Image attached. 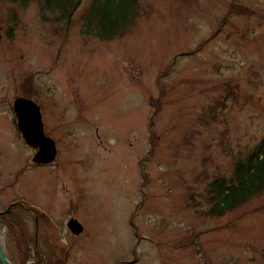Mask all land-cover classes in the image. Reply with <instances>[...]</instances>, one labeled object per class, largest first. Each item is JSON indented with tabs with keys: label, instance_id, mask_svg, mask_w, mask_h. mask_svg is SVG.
<instances>
[{
	"label": "rangeland",
	"instance_id": "374dc122",
	"mask_svg": "<svg viewBox=\"0 0 264 264\" xmlns=\"http://www.w3.org/2000/svg\"><path fill=\"white\" fill-rule=\"evenodd\" d=\"M41 3L0 0V210L19 205L0 225L9 260L56 264L68 245L66 264H264V190L220 217L206 201L264 136V0H139L111 40L81 33L90 0L58 23ZM19 97L41 109L52 164L31 165Z\"/></svg>",
	"mask_w": 264,
	"mask_h": 264
},
{
	"label": "trees",
	"instance_id": "16d2710c",
	"mask_svg": "<svg viewBox=\"0 0 264 264\" xmlns=\"http://www.w3.org/2000/svg\"><path fill=\"white\" fill-rule=\"evenodd\" d=\"M37 1L40 12H51L55 16L51 21L70 22V18L80 4V0H15ZM139 0H90L87 13L82 19L81 33L93 35L100 40H111L123 35L128 28L134 26L138 17ZM247 13V10H243ZM16 15V14H15ZM9 16L15 18L16 16ZM8 17V18H9ZM31 89V90H30ZM25 88V93H31L32 88ZM243 160V161H241ZM264 190V136L260 143L244 159H238L233 165L230 177L220 176L207 184L206 201L210 207L209 216L220 217L227 211L246 204Z\"/></svg>",
	"mask_w": 264,
	"mask_h": 264
},
{
	"label": "water",
	"instance_id": "95a60500",
	"mask_svg": "<svg viewBox=\"0 0 264 264\" xmlns=\"http://www.w3.org/2000/svg\"><path fill=\"white\" fill-rule=\"evenodd\" d=\"M12 107L16 127L22 140L27 145L38 149L31 161L38 165L52 162L56 155V149L53 141L44 135L41 115L37 105L30 100L17 98L14 100ZM0 224L4 225L1 220ZM68 227L73 234H79L83 230L76 220H70ZM2 246L0 243V264H13Z\"/></svg>",
	"mask_w": 264,
	"mask_h": 264
},
{
	"label": "flooded vegetation",
	"instance_id": "af4514ba",
	"mask_svg": "<svg viewBox=\"0 0 264 264\" xmlns=\"http://www.w3.org/2000/svg\"><path fill=\"white\" fill-rule=\"evenodd\" d=\"M31 92H33V93H35L36 94V92L35 91H31ZM44 95V91L42 92V95L41 96H43ZM30 95H28V97H29ZM44 97V96H43ZM42 97V98H43ZM25 99H27V100H30V101H32L33 103H35L36 105H38L37 104V102L36 101H33V100H31V98H25ZM12 107V106H11ZM39 107V106H38ZM13 110V109H12ZM39 111H40V113H41V117H42V120H43V123H44V116L42 115V112H41V109H40V107H39ZM13 112V111H12ZM12 119L13 120H15V117H14V114L12 115ZM18 132V131H17ZM19 134V133H18ZM20 136V135H19ZM27 146V145H26ZM31 149H32V151L34 152V154L38 151V149L37 148H34V147H30ZM54 162V161H53ZM53 162H51V163H48V164H52ZM30 163V162H29ZM31 164V163H30ZM32 166H42V165H47V164H41V165H35V164H31ZM19 206L18 204H17V202H14V203H8V206L5 208V210H0V212L1 213H3V212H5V214L4 215H2L1 216V219L3 220V221H7V222H10L9 221V219H8V216L10 215V213H11V211H12V209H13V206ZM28 211H30V209L28 208L27 209ZM45 211V210H44ZM46 214H43V213H41L42 214V216H44V217H46L47 219L49 218V214H47V212H45ZM71 219H75V218H71ZM70 219V220H71ZM70 220H68L67 221V223H66V227H67V229L70 231V229H69V227H68V223H69V221ZM77 220V219H76ZM78 221V220H77ZM79 222V221H78ZM80 223V222H79ZM81 224V223H80ZM82 225V224H81ZM82 227H83V230H82V232H85L84 230H85V227L82 225ZM50 228H52V230H53V227L51 226ZM76 230V229H75ZM79 233V234H73L71 231H70V233L71 234H73V235H75L76 237H80L81 235H83V233ZM54 233H57L56 231L54 232ZM50 237V239H51V237H52V235H50L49 236ZM49 239V240H50ZM46 242V241H45ZM68 252H69V248H68V245H67V248H65V249H61L60 250V253H61V258H62V260H61V262L58 260V262L56 263V264H66V262L69 260V257H68ZM37 261L36 262H33V263H35V264H45V262H44V260H41L40 258H35ZM64 259V260H63ZM35 261V260H34Z\"/></svg>",
	"mask_w": 264,
	"mask_h": 264
},
{
	"label": "bare ground",
	"instance_id": "6f19581e",
	"mask_svg": "<svg viewBox=\"0 0 264 264\" xmlns=\"http://www.w3.org/2000/svg\"><path fill=\"white\" fill-rule=\"evenodd\" d=\"M3 234H0V243H1V245H3V241H2V239H3ZM3 247V246H2ZM4 248V247H3Z\"/></svg>",
	"mask_w": 264,
	"mask_h": 264
}]
</instances>
